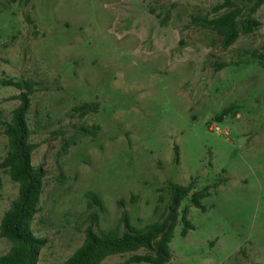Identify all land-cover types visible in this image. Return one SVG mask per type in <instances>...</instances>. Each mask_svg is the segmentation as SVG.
<instances>
[{
  "label": "rangeland",
  "instance_id": "rangeland-1",
  "mask_svg": "<svg viewBox=\"0 0 264 264\" xmlns=\"http://www.w3.org/2000/svg\"><path fill=\"white\" fill-rule=\"evenodd\" d=\"M220 3L0 0V165L21 94L4 84H37L28 122L32 165L47 174L33 224L47 240L39 264L64 263L88 227L114 231L124 209L137 228L161 220L171 183L212 188L205 209L183 202L178 218L189 208L194 229L183 237L179 224L169 264H264V0L239 4L261 26L228 49L196 21ZM85 103L98 112L80 117ZM0 179L1 226L19 186L1 167ZM10 247L0 236V257ZM135 254L145 251L102 264Z\"/></svg>",
  "mask_w": 264,
  "mask_h": 264
},
{
  "label": "trees",
  "instance_id": "trees-1",
  "mask_svg": "<svg viewBox=\"0 0 264 264\" xmlns=\"http://www.w3.org/2000/svg\"><path fill=\"white\" fill-rule=\"evenodd\" d=\"M218 1L221 2L216 8L218 16L212 19L199 17L196 21L200 22L203 28L217 34L224 49L233 46L241 35H250L261 26V23L252 17L243 18V8L239 4L252 0ZM260 6L261 3H257L253 9L254 12ZM223 10L226 11L220 13ZM221 67L223 66H219ZM4 85L21 91L17 97L20 105L13 112L12 120L6 124L8 152L0 165L12 181L18 184L19 193L1 222L0 236L9 242L11 247L5 255L0 257V264H39L47 240L35 234L33 224L40 213L41 197L47 174L43 166L34 167L32 165L33 153L39 145L31 141L33 132L28 122L31 97L36 92L37 84L30 81L9 80ZM98 109L97 103H85L76 107L74 111L80 117H85L90 113H97ZM228 112V109L224 110L220 116H217V120H221ZM99 130L100 127L97 126L82 127L81 135L82 137H97ZM70 145L69 142L64 145V152H67ZM175 150L179 163V148L176 146ZM1 185L2 180L0 179V187ZM211 188L208 186L195 191L194 183L188 186L171 183V202L167 216L143 228H137L131 222L129 211L124 209L119 225L114 231L97 233L88 227L83 244L62 264H102L108 257L136 253L141 250L145 251V254H135L123 264H169L173 257L170 245L175 238L179 224H184L181 233L183 237L194 229L189 220V208H184L181 219L178 218L183 202L189 199L195 208L205 209L202 201L211 195ZM88 198L102 206V201L97 195L88 194ZM122 229H124L123 232Z\"/></svg>",
  "mask_w": 264,
  "mask_h": 264
}]
</instances>
